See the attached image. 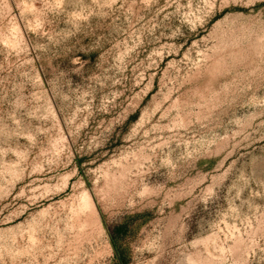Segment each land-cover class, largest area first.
Returning <instances> with one entry per match:
<instances>
[{"label": "rangeland", "instance_id": "1", "mask_svg": "<svg viewBox=\"0 0 264 264\" xmlns=\"http://www.w3.org/2000/svg\"><path fill=\"white\" fill-rule=\"evenodd\" d=\"M0 264H264V0H0Z\"/></svg>", "mask_w": 264, "mask_h": 264}]
</instances>
